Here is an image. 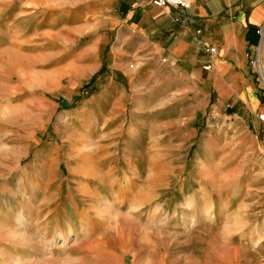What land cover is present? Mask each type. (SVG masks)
<instances>
[{
    "label": "rangeland",
    "instance_id": "rangeland-1",
    "mask_svg": "<svg viewBox=\"0 0 264 264\" xmlns=\"http://www.w3.org/2000/svg\"><path fill=\"white\" fill-rule=\"evenodd\" d=\"M65 18L25 15L23 77L0 60V264H93L91 238L118 225L193 264H264L263 133L208 126L190 101L161 110L144 86L122 83L112 110L102 98L115 89ZM176 109L185 116L161 127Z\"/></svg>",
    "mask_w": 264,
    "mask_h": 264
},
{
    "label": "crops",
    "instance_id": "crops-1",
    "mask_svg": "<svg viewBox=\"0 0 264 264\" xmlns=\"http://www.w3.org/2000/svg\"><path fill=\"white\" fill-rule=\"evenodd\" d=\"M185 1L188 9L150 0H0V60L11 77H23V19L47 6L62 11L69 32L72 21L81 26L80 38L89 39L83 52L95 55L103 87L115 89L112 94L101 90L112 110L125 99L122 83L144 86L145 99L157 88L154 100L161 110L169 102L190 101L192 115H206L208 126L215 119L234 120L264 136V121L258 118L264 115V0ZM257 51L262 74L252 63ZM141 70L143 77L138 76ZM168 114L161 127L185 116L182 109ZM90 241L93 264H193L156 243L143 246L130 226L118 225L111 238Z\"/></svg>",
    "mask_w": 264,
    "mask_h": 264
},
{
    "label": "built area",
    "instance_id": "built-area-1",
    "mask_svg": "<svg viewBox=\"0 0 264 264\" xmlns=\"http://www.w3.org/2000/svg\"><path fill=\"white\" fill-rule=\"evenodd\" d=\"M153 4L157 6H171V7H176V8H183V9H188L189 4L185 0H150ZM208 51L210 53H213L215 51L214 48H208ZM254 68L259 74H262L263 72V64L261 63L259 53L258 51L255 54V57L252 61ZM204 69H209V66H205ZM258 118L261 121H264V115H259Z\"/></svg>",
    "mask_w": 264,
    "mask_h": 264
},
{
    "label": "bare ground",
    "instance_id": "bare-ground-1",
    "mask_svg": "<svg viewBox=\"0 0 264 264\" xmlns=\"http://www.w3.org/2000/svg\"><path fill=\"white\" fill-rule=\"evenodd\" d=\"M5 221H7V220H5ZM17 221H18V223L20 224L21 227H24V228L26 227V224H27L26 223V219L23 216H21ZM74 232H75V230L72 229V227H69L67 232H63L62 230L58 231L56 236H55V238L63 240L62 242L65 244L68 234L69 233L73 234ZM63 243L58 245L57 247L61 248L62 246H64Z\"/></svg>",
    "mask_w": 264,
    "mask_h": 264
}]
</instances>
